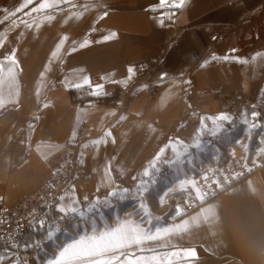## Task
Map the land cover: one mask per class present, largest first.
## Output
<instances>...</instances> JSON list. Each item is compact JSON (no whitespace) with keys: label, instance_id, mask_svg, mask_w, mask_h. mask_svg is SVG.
Masks as SVG:
<instances>
[{"label":"crops","instance_id":"obj_1","mask_svg":"<svg viewBox=\"0 0 264 264\" xmlns=\"http://www.w3.org/2000/svg\"><path fill=\"white\" fill-rule=\"evenodd\" d=\"M22 3L23 0H0V19L5 15L4 9L11 12ZM104 3L107 8L99 11L107 10L108 15L103 20L96 22L97 11L94 10L81 20H70L67 24L63 23V15L58 16L51 24H42L39 30L25 31L21 25L9 33V40L0 48V60L16 50L20 93L18 104H7L0 109V210L13 207L37 191L45 175L57 170L64 163L65 156L72 153L78 157L79 168L85 178L79 187H68L67 191L74 190L81 201L88 194H96L97 188L106 193L107 189L102 184L103 169L113 156L116 159L112 161V174L117 178L113 187L119 191L124 188L125 179H130L132 175L140 176L143 168L170 138L191 142L199 129L200 119L195 130L181 136L177 134L188 121L185 114L190 107L200 109L201 116L219 114V102L215 98L218 91L239 90L260 99L259 109L264 117V56L251 62L257 53H264V0H187L183 8L166 7L156 11L151 9L159 5L160 0H104ZM165 13H170L172 19L165 18L161 24ZM20 16L23 12L11 19ZM8 28V22L0 25V33ZM21 31L25 35L17 40ZM113 32L116 33L115 38L103 40L104 36ZM92 33L94 37L90 36ZM64 35H68L69 40L60 58L49 64L55 45ZM85 37L92 43L70 52L72 41L78 44ZM233 49L238 51L233 52ZM213 55L238 56L250 62L240 64L231 59L211 61ZM205 60L211 62L201 67ZM10 66L4 65L5 78ZM129 66L134 67L136 73L127 86L102 79L107 76L110 80H125ZM46 68L48 71H45ZM145 73L150 74L149 82L143 78ZM164 73L167 74L165 82L157 83ZM84 76H88L93 85L103 84L104 90L110 93L105 97L111 99L95 101L94 97L87 95V86L81 90L67 89L60 82L65 77L73 83L82 82ZM172 77L176 78L178 87L167 82ZM186 80L191 83H183ZM149 83L158 86V94L152 100L147 97ZM7 88L5 83L6 97ZM121 88L127 89L126 106L122 113H118L113 102ZM185 90L189 91L188 97L184 96ZM79 109L87 111L78 124ZM112 111L116 112L115 116L108 115ZM120 115H125L127 119L116 124ZM35 116L39 119H34ZM259 121L264 123L262 119ZM29 123L35 125L30 141ZM205 123L212 127L211 121ZM113 124L116 126L112 127ZM149 124L156 129L155 132L149 131ZM165 128H168L167 131ZM74 130L76 137L72 140ZM109 130L113 135L106 145L101 144L98 150L91 145V141L100 139ZM237 138H240L239 144L231 143ZM250 138L258 141L259 128ZM113 139L115 143H112ZM203 139V150H192L197 168L215 160L217 148L222 157L231 152L236 158L243 159L245 146L252 157L264 147L249 139L246 126L239 123V119L235 129L230 128L219 138L213 139L205 133ZM41 143L58 147L52 149L45 159L43 153L47 150L37 149ZM86 143L89 147L83 149L81 146ZM81 151L84 152L83 157L80 156ZM166 155L171 157V151L168 150ZM158 167L157 183L151 186V199L146 201L153 215L162 217L154 221L153 227L191 220L200 212V207L184 213L175 221L171 219L175 215L178 198L173 195L181 193L177 187L179 174L174 166L164 162L163 157ZM119 170H123L122 179L119 178ZM184 170L194 175L187 164ZM169 187L175 191L165 196V206L160 208L158 197ZM131 188L135 190V186ZM110 199L111 206L104 204L100 211L94 213L98 225L114 224L117 216L125 218L138 208L136 200L130 197ZM209 205L216 210L217 223L210 227L194 225L189 233L169 241L176 245L175 249L159 250L196 249L198 259L183 260L178 257V264H252L242 254L237 237L244 233L259 234L252 228L249 217L259 216L264 210V168L206 200L203 207ZM88 215L86 210V221ZM86 226L90 227V223L86 225L78 217L62 222L59 226L62 231L56 240H45L43 250L37 252L36 264L45 262L58 244L83 234ZM155 244L150 242V246ZM33 256L35 258V254Z\"/></svg>","mask_w":264,"mask_h":264},{"label":"snow or ice","instance_id":"obj_2","mask_svg":"<svg viewBox=\"0 0 264 264\" xmlns=\"http://www.w3.org/2000/svg\"><path fill=\"white\" fill-rule=\"evenodd\" d=\"M187 0H160V4L154 6L151 10L156 11L158 9L172 7V8H183L186 6ZM107 5L104 0H23V3L17 7L14 11L9 12L8 9H4L5 15L0 19V25L9 23V28L3 33H0V48H3L6 41L9 40V33L20 28L21 25L25 31L33 28L39 30L42 24H51L57 20L58 16L63 15L65 18L63 23L67 24L71 21L81 20L87 13L96 10L97 15L95 16L96 22L103 20L108 15L106 9ZM28 9V11H25ZM23 12V16L18 19H11V17H17L19 13ZM29 17L30 19H25ZM171 20L172 15L165 13L161 17V24L164 19ZM93 31L95 28L93 27ZM25 35L24 31H21L17 36V40L23 38ZM116 33H110L103 37L104 41L115 38ZM69 40L68 35H64L59 39V42L55 45V50L51 53L49 64L52 61L60 58L61 51L64 49L66 42ZM92 43L87 37L82 42L77 44V41L73 40V47L70 52L77 51L78 48L82 49L89 46ZM233 52L238 51L233 49ZM16 50L6 55L3 60H0V109L4 108L7 104H18L19 103V85L17 81L18 61L16 58ZM264 56V53H257L252 57L251 62H255L259 57ZM234 60L240 64H247L250 61L241 59L238 56H215L211 57V61L217 60ZM211 61L205 60L201 67H206ZM11 65L7 69L5 78L4 65ZM45 71H48L46 68ZM128 78L125 80H115L109 77H102V79L109 80L114 84H122L127 86L131 78L135 75L136 69L129 66L127 69ZM41 77H44V73H41ZM167 74H162L157 83H164ZM67 89L81 90L85 86L89 89L87 95L90 97L97 98L99 100L102 97L110 95V93L104 90L103 84L93 85L88 76L82 78V82L73 83L67 77L60 81ZM168 83L173 87H178L179 84L176 78H169ZM7 83V97L5 96L3 86ZM185 84H190L191 81H183ZM186 92V90H185ZM93 106V105H90ZM48 107L47 104L44 105ZM253 110L250 113L251 119L248 118L249 113L245 110L239 118V123L246 126V132L249 137L254 134V130L261 129L264 131V123L260 122L258 118L261 116V112L256 111V105H253ZM87 109H79L77 114L76 122L81 123L82 116L86 113ZM108 115L115 116L116 112H109ZM34 119L38 120L39 116H35ZM125 115H120L116 124L120 121L126 120ZM205 121H211L212 127H208ZM113 124L112 127H115ZM200 126L195 136L191 138V142H185L183 139L170 138L169 141L160 147L155 156L149 161L148 165L143 168L142 173L138 177L132 175L130 179L134 182L135 190L131 187L120 188L119 191L113 187L116 185V177L113 176L112 161L116 158L113 156L104 166L102 184L107 189L103 200L100 195H97L94 200L88 196L83 197V201L78 199L75 195V191L65 190L64 195L59 197L57 203L47 205L48 211H45L42 215L37 214L38 210H33V219L29 221L28 226L34 228L36 231L42 233L41 237L34 240L31 243L21 244L19 241H12L9 238V247L0 250V264H4L6 260H10L13 256L15 259L12 264H31V260L26 257L29 255L30 250L39 251L44 248V241H54L57 238L59 232L62 231L58 227L62 222L67 221L72 217H78L81 222L86 225L90 223V227L84 229L83 234L71 237L70 240L58 244L55 252L42 264H178L176 258L183 260H196L198 259V253L196 249L186 248L173 251L161 252V248H176V245L170 244L174 237H182L184 234L189 233L192 226H199L200 224L208 225L209 227L218 222V216L214 206L203 207L206 203V199L210 198L215 194L214 187H221L220 177L222 176L227 182L228 176L218 168H204L197 171V166L194 163V156L192 150H203L205 143L203 137L207 133L213 139L219 138L224 133L237 127V118L229 113L221 112L214 116H201ZM29 136L28 140H31V132L35 130V125L29 123ZM150 132H155L156 129L152 125H148ZM113 133L111 130L106 131L100 139L91 141V145L98 147L101 144L106 145L108 138L112 137ZM76 131L72 132V140H75ZM115 143V139L112 140ZM233 144H239L240 138L231 141ZM259 144L264 145V138L259 140ZM56 145L47 143H41L37 145V149H46L44 158L47 159L48 154L52 149L57 148ZM83 149L89 147V144H83ZM168 150L171 151V157H168L166 153ZM245 146V151H247ZM216 159L220 160V149H216ZM258 155H264V147L260 148ZM80 156H84V152H80ZM164 158V162L169 166H174L179 174L178 184L181 193L195 192V200L199 201L200 212L191 217V220H183L180 223H170L163 226L153 227L154 221L162 219L161 216H154L153 211L150 209L149 204L146 203L151 199V186L157 183L155 179L156 174L160 172L158 167L161 162V158ZM83 164V159L80 160ZM187 164L193 169L195 175L200 176V180L194 178L193 174L184 170V165ZM247 164L245 163V167ZM60 169H57L54 173L58 175ZM219 173V175L217 174ZM123 170H119V178H123ZM237 173H234L235 177ZM182 177V178H180ZM202 181V183H201ZM118 187V186H116ZM175 191L174 188L169 187L162 195L158 197L160 204L165 202V196L170 192ZM97 192H100V188H97ZM123 200L125 197H130L136 200L138 208L132 213H128V216L121 218L116 217V222L107 224H97L94 218V213L100 211L104 204L111 206L112 197H117ZM193 197L188 196V200L191 201ZM54 209V214L49 217V211ZM86 210L88 220H85ZM175 215L171 217L175 221L178 217L184 214V210L177 205L174 208ZM135 217V218H133ZM4 221L0 220V225ZM0 239H3L0 236ZM150 242H156L155 246H150ZM18 250V251H17ZM23 254V255H22ZM38 258V256L36 257Z\"/></svg>","mask_w":264,"mask_h":264},{"label":"built area","instance_id":"obj_3","mask_svg":"<svg viewBox=\"0 0 264 264\" xmlns=\"http://www.w3.org/2000/svg\"><path fill=\"white\" fill-rule=\"evenodd\" d=\"M94 36L95 34H91V37ZM188 92L189 91L187 90L185 96H187ZM126 93L127 89L122 88L118 94L115 104V108L118 113H122L125 108ZM157 94L158 86L154 83L150 84L147 92L148 99H154ZM233 97V100H229L226 105L220 108L219 113L226 112L235 116L236 118H240L241 114L247 110L249 113L248 118L251 119L250 113L253 110V105H256V111L261 112L259 109L260 99H253L248 95H236ZM191 116L192 120L184 126V131L191 130V128L194 127V123L198 118L199 113ZM258 119L264 120L262 112ZM261 138H264V131L259 129L258 141ZM245 163L247 164L246 167ZM204 168H218L228 176L227 182L222 176L220 177L221 187L215 188V186H213L215 194L206 199L210 200L220 193L237 185L251 174L262 170L264 168V155L256 154L252 160H249V153L247 151L244 158L240 160L231 155L229 152V156L220 158V163H211V165L199 166V170ZM58 169H60V173L58 175L54 174L56 170L52 173L46 174L43 184L30 196L26 197L11 208H2L0 210V220L4 221V223L0 225V236L3 237V239H0V250L9 247V238H11L12 241H19L22 244L24 237L29 230L40 232L28 226L29 221L33 219V210H38L37 214L42 215L45 211H48L46 206L55 204L59 196L62 195L66 188L79 187L82 184L84 176L80 172L77 165L76 154H67L65 156L64 163ZM234 173H237L235 177L233 176ZM217 174L219 175V173ZM194 178L197 180L201 179L199 175H194ZM96 195H100L102 198L105 194L102 192L98 194H89L88 197L93 200ZM189 195L193 197L191 201L188 200ZM177 205H179L184 210V213H188L199 207V201L195 200V192L184 193L183 197L176 202V206ZM53 214L54 209L49 211V217H51ZM60 225H62V223ZM60 225H58V227ZM26 258L31 260V264L34 262L33 253H29ZM14 259L15 256H13L10 260H6L4 264H12Z\"/></svg>","mask_w":264,"mask_h":264},{"label":"rangeland","instance_id":"obj_4","mask_svg":"<svg viewBox=\"0 0 264 264\" xmlns=\"http://www.w3.org/2000/svg\"><path fill=\"white\" fill-rule=\"evenodd\" d=\"M92 34H94V33H92ZM90 36H91V34H90ZM149 76H150V74L149 73H145L144 74V76H143V78L145 79V78H147V79H145L146 81H148L149 82ZM150 84H152V83H149V85ZM154 84H156V83H154ZM148 88H149V86H148ZM122 89V88H121ZM120 92V91H119ZM186 93V92H185ZM119 94V93H118ZM127 94V93H126ZM242 96V95H248V94H246V93H244V92H242V91H239V90H234V91H224V90H221V91H218V92H216V94H215V98H216V100L219 102V105H218V108H217V113H219V110H220V108H222L224 105H226L228 102H229V100H233L234 99V97L233 96ZM184 96H185V94H184ZM189 95H188V93H187V96H185V97H188ZM248 96H250L251 98H253V99H256V98H254L253 96H251V95H248ZM117 98H118V95H117V97H116V99H115V101L113 102V105H114V107H115V104H116V101H117ZM125 106H126V103H125ZM125 109V108H124ZM124 111V110H123ZM189 111V112H188ZM187 112H186V114H185V116H186V118H188L187 120V123L185 124V125H187L188 124V122L189 121H191L192 120V116L191 115H194V114H197V113H199V116H198V118L196 119V121H195V125H194V127H192L191 128V130H188V131H192V130H195L196 128H197V125H198V121H199V119H200V117H201V115H202V112H200V109L198 110V109H193V108H191L190 107V109L188 110ZM260 111H262V110H260ZM191 114V115H190ZM237 119H239V118H237ZM184 125V126H185ZM184 126L178 131V135H182L183 133H185V132H187V131H184L183 130V128H184ZM167 129L168 128H165V130L167 131ZM249 139L252 141V142H259V141H257V140H253V139H251L250 137H249ZM247 152V151H246ZM231 153V152H230ZM248 153H249V160H252L254 157H252V156H250V151H248ZM259 152H257V153H255V155L256 154H258ZM246 154V153H245ZM231 155H233L232 153H231ZM77 156H78V154H77ZM228 156H229V152H228ZM245 156V155H244ZM223 157H226V156H223ZM235 157V156H234ZM220 158H222V156H220ZM244 158V157H243ZM237 159H239V158H237ZM212 160V159H211ZM240 160H242V159H240ZM76 161H77V165H78V167H79V163H78V157H76ZM205 162V161H204ZM208 162V161H207ZM203 163V162H202ZM200 166V165H199ZM199 166H198V168H197V171H199ZM79 170H80V172L82 173V171H81V169L79 168ZM83 174V173H82ZM195 175V174H194ZM83 176H84V178H85V175L83 174ZM84 180V179H83ZM126 185H128V186H126ZM123 186L124 187H134V182L131 180V179H125L124 181H123ZM67 189V188H66ZM104 193L105 194V192H103V191H100L99 193ZM96 194H98V192H96ZM89 195V194H88ZM87 195V196H88ZM97 196V195H96ZM183 197V196H182ZM181 197V198H182ZM178 201V200H177ZM165 206V204L163 203V204H161L160 205V208H163ZM40 251V250H39ZM38 251V252H39ZM30 254H32V253H30ZM33 254H35V258H34V256H33V263L32 264H36V254L38 255V253H37V251H35V252H33Z\"/></svg>","mask_w":264,"mask_h":264},{"label":"clouds","instance_id":"obj_5","mask_svg":"<svg viewBox=\"0 0 264 264\" xmlns=\"http://www.w3.org/2000/svg\"><path fill=\"white\" fill-rule=\"evenodd\" d=\"M249 222L254 230H258L259 234L238 235L241 252L252 264H264V210L259 216H250Z\"/></svg>","mask_w":264,"mask_h":264},{"label":"trees","instance_id":"obj_6","mask_svg":"<svg viewBox=\"0 0 264 264\" xmlns=\"http://www.w3.org/2000/svg\"><path fill=\"white\" fill-rule=\"evenodd\" d=\"M73 93V91H72ZM95 101H97V98H93ZM111 97H102L100 98L99 100H102V101H106V100H110ZM173 196H178L177 200H179L182 196H181V193H177V194H174ZM42 235L41 232H35V231H28L24 237V240L22 242V244H25V243H31L33 242L34 240H37L38 238H40ZM35 252L34 250H30V253H33Z\"/></svg>","mask_w":264,"mask_h":264},{"label":"bare ground","instance_id":"obj_7","mask_svg":"<svg viewBox=\"0 0 264 264\" xmlns=\"http://www.w3.org/2000/svg\"><path fill=\"white\" fill-rule=\"evenodd\" d=\"M259 120V119H258ZM211 163H220V160L219 162L217 161V159L213 160V161H208L206 163H203L202 165H211ZM201 166V165H200Z\"/></svg>","mask_w":264,"mask_h":264}]
</instances>
